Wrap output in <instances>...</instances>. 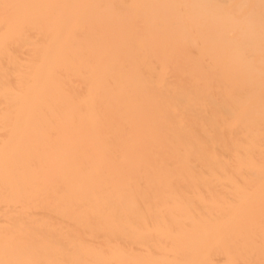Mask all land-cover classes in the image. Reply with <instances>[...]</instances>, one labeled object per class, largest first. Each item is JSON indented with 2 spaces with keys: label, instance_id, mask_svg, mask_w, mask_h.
Wrapping results in <instances>:
<instances>
[{
  "label": "bare ground",
  "instance_id": "6f19581e",
  "mask_svg": "<svg viewBox=\"0 0 264 264\" xmlns=\"http://www.w3.org/2000/svg\"><path fill=\"white\" fill-rule=\"evenodd\" d=\"M0 264H264V0H0Z\"/></svg>",
  "mask_w": 264,
  "mask_h": 264
}]
</instances>
